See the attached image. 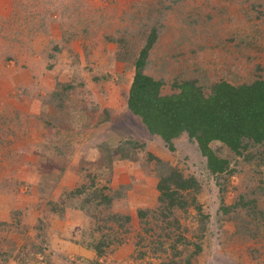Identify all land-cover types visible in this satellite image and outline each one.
Here are the masks:
<instances>
[{
	"label": "rangeland",
	"instance_id": "1",
	"mask_svg": "<svg viewBox=\"0 0 264 264\" xmlns=\"http://www.w3.org/2000/svg\"><path fill=\"white\" fill-rule=\"evenodd\" d=\"M154 2L0 0V252H5L0 254V264H46L45 256L51 264H92L95 253L85 247L92 239L91 229L77 208L78 202L68 200L63 217L51 213L48 207L88 183V175L93 174L99 175V185H107L120 195L111 213L128 214L133 219L125 243L110 247L113 250L109 248L99 263L147 264L150 259L133 257L132 243L137 234L143 233L136 211L154 208L158 196L156 177L142 165L147 153L185 169L201 185L198 200L209 218L201 253L193 264H264V241H239L234 236L236 226L221 215L218 187L196 144L182 137L175 141V150L168 151L128 110L134 71L129 63L117 60L115 39L121 34L132 37L142 30L152 18ZM262 7L264 0H183L179 5L182 22L177 26L186 29L183 21L191 9L210 12L209 20H202L210 26L234 28L233 21H246L245 28L260 25ZM34 11L46 13L40 28L24 18ZM176 20L171 17L169 23ZM176 29L166 36L168 41L181 40ZM117 30L123 33L117 34ZM163 45L160 41L153 51L148 72L169 83L182 73L185 63L176 60L171 65ZM229 61L223 58L212 65L214 76L244 80L243 62L233 68ZM63 85L72 86L67 92L70 99L58 108L54 95L62 94ZM127 139L146 145L138 154L139 160L123 161L113 156L106 166L104 146L113 148ZM260 171L264 183V168ZM251 174L238 173L231 178L228 204L234 197L232 187L243 189ZM193 214H179L182 227L190 229L186 236L192 240L196 227ZM39 220L49 226L45 244L41 243L45 256L27 255L32 241L39 243L35 229ZM21 258L26 259L24 263Z\"/></svg>",
	"mask_w": 264,
	"mask_h": 264
},
{
	"label": "trees",
	"instance_id": "2",
	"mask_svg": "<svg viewBox=\"0 0 264 264\" xmlns=\"http://www.w3.org/2000/svg\"><path fill=\"white\" fill-rule=\"evenodd\" d=\"M181 3L183 0H155L150 8L152 18L142 30L132 37L121 34L115 39L119 48L117 60L129 63L134 71L128 91V110L139 118L150 136L162 141L168 151L173 152L175 141L182 137L196 144L218 187L221 215L236 226V239L263 243L264 183L260 170L264 168V7L260 10L263 16L260 25L249 24L245 28L246 21H233L234 28L226 29L202 22L205 18L209 20L210 12L191 9L183 21L187 24L183 29V25L177 26L182 22ZM206 7L209 9L208 5ZM250 15L245 13L247 17ZM25 17L29 25L40 28L46 13L34 11L29 18ZM171 17L177 19L173 24L169 23ZM175 26L181 40L169 38L168 41L166 36L171 35ZM119 33L123 32L117 30ZM141 41V45L138 44ZM160 41H164L163 53L166 52L164 55L171 65L176 60L185 63L182 73L180 71L181 74L169 83L163 78L155 79L148 72L152 53ZM223 58L231 60L233 68L243 62L242 67L246 69L244 80L235 82L226 76H214L212 65ZM220 66H224V62ZM69 89L72 86L63 85L62 94L54 95L58 108L65 106V100L70 99ZM145 147L144 143L132 139L122 140L113 148L105 145L106 166H110L113 156L136 162ZM142 165L150 168L156 177L158 196L154 208L136 211L143 233L137 234L132 241L133 257L150 259L147 264L158 260L157 264H193L201 253V240L209 218L198 200L202 190L199 181L185 169L151 153L146 154ZM245 172L252 173L250 180L244 182L241 190L240 186L232 187L234 197L228 204L226 195L231 178ZM88 177V183L71 190L58 202H50L48 208L51 213L63 217L64 204L71 199L78 202L77 208L91 229L92 239L85 243V247L95 253L96 259L92 264H100L99 259L110 247L125 243L133 219L128 214L111 213L119 193H114L107 185H99L98 174ZM191 211L194 212L193 221H196L192 231L194 240L187 238L190 229L182 227L179 218V214L190 215ZM48 228L39 220L35 226L39 243L32 241L27 255L44 254L41 243L45 244ZM96 234H100L98 238ZM45 257L43 262L51 264ZM25 260L21 258L20 261L24 263Z\"/></svg>",
	"mask_w": 264,
	"mask_h": 264
}]
</instances>
